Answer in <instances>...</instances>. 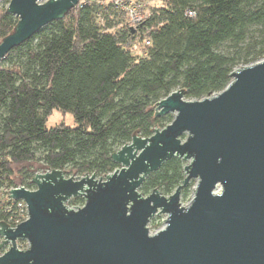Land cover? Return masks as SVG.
<instances>
[{
	"label": "trees",
	"instance_id": "obj_1",
	"mask_svg": "<svg viewBox=\"0 0 264 264\" xmlns=\"http://www.w3.org/2000/svg\"><path fill=\"white\" fill-rule=\"evenodd\" d=\"M16 25L0 8V42ZM136 44L143 56L132 55ZM225 45L230 54L220 52ZM261 61L264 0H160L137 31L112 0L70 10L0 62V222L9 224L4 210L13 206L3 190L19 188L16 169L26 190L34 189V165L104 178L119 168L112 154L133 136L150 138L172 122L155 117L158 102L178 89L188 101L210 98L235 69ZM53 111L71 115L74 127L48 129ZM184 178V162L173 158L139 192L169 197Z\"/></svg>",
	"mask_w": 264,
	"mask_h": 264
},
{
	"label": "water",
	"instance_id": "obj_2",
	"mask_svg": "<svg viewBox=\"0 0 264 264\" xmlns=\"http://www.w3.org/2000/svg\"><path fill=\"white\" fill-rule=\"evenodd\" d=\"M79 2L10 0L6 12L17 25L0 42V62ZM230 78L210 98L188 101L178 89L158 102L155 117L175 114L173 121L112 154V174L48 171L33 177L34 190H11L28 218L15 228L0 222V250L8 247L0 264H264V61ZM173 158L190 162L182 183L169 197L154 190L143 198L144 181ZM192 180L195 195L183 208ZM77 198L83 207L68 209ZM160 214L166 227L150 235L148 222Z\"/></svg>",
	"mask_w": 264,
	"mask_h": 264
},
{
	"label": "rangeland",
	"instance_id": "obj_3",
	"mask_svg": "<svg viewBox=\"0 0 264 264\" xmlns=\"http://www.w3.org/2000/svg\"><path fill=\"white\" fill-rule=\"evenodd\" d=\"M9 1L10 0H3L2 2H0V8L7 9ZM136 2L142 8H144V10L148 13L151 11L152 8H155V7L159 6V4H160V0H136ZM130 49H131L133 56H135V57L143 56L142 48L140 46H138V44H136L134 47H132ZM220 52L227 55V54L231 53V50L229 49V46L225 45L220 49ZM238 69H240V68H238ZM238 69H235V70H238ZM166 117H168L171 121H173L175 114H170ZM61 124H64L67 127H74V121H73L72 116L69 114L62 115L57 111H53L51 116L49 117V120L46 124V127L48 129H51V128H54V127L59 126ZM189 163H190L189 161L184 162V167L188 166ZM39 167H40L39 165L38 166L34 165L30 169L31 173L34 174V176L38 175V174H44L45 173ZM20 177L21 176L19 174H17V169H16L15 170V176H14V182L16 184H18V187H21L19 185ZM66 178H68V177H66ZM69 178H71V177H69ZM72 178H75V177H72ZM97 179H100V178H97ZM196 187H197V180H192L190 182V184L188 185V187L185 189V191L181 193L180 201H179L181 207H183V208L189 207V205L191 204V202L194 198ZM217 191H220V187L217 188ZM138 192H139V190H138ZM147 196L148 195H142L143 198H146ZM80 199L84 202V200L82 198H80ZM72 200L73 199H71L70 201H72ZM70 201H68L66 206L68 207V209H71V210H74L77 208H82L84 205V203H83V205H76L74 207H70L69 206ZM166 220H167V215H163V214L156 215L152 219H150V221L148 222V225H147V229L149 231V234L155 235L159 231L163 230L166 227ZM0 243H1V240H0ZM16 245H17V248L21 251H25L28 248V244L26 241H18L16 243ZM7 250H8V247H5V248H3V250H0V256Z\"/></svg>",
	"mask_w": 264,
	"mask_h": 264
},
{
	"label": "built area",
	"instance_id": "obj_4",
	"mask_svg": "<svg viewBox=\"0 0 264 264\" xmlns=\"http://www.w3.org/2000/svg\"><path fill=\"white\" fill-rule=\"evenodd\" d=\"M93 0H80L78 6L89 4ZM115 7L120 9V11L125 15L126 18V26L132 31H137L144 21L149 17V13L144 10L136 0H112ZM189 17H192V13H188ZM20 188V187H19ZM17 189V188H14ZM3 190L6 200L12 201V208L6 207L4 210L5 213L10 215L9 217V226L10 228H15L22 222L26 221L28 218L27 208L24 202L13 200L10 197V191ZM34 190V189H32ZM31 190V191H32ZM9 197V198H8ZM14 209V210H13ZM13 210V211H12Z\"/></svg>",
	"mask_w": 264,
	"mask_h": 264
}]
</instances>
